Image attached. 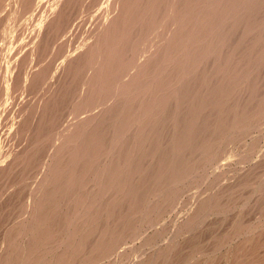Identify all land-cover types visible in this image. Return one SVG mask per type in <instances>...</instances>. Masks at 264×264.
Returning a JSON list of instances; mask_svg holds the SVG:
<instances>
[{"label":"bare ground","instance_id":"1","mask_svg":"<svg viewBox=\"0 0 264 264\" xmlns=\"http://www.w3.org/2000/svg\"><path fill=\"white\" fill-rule=\"evenodd\" d=\"M0 264H264V0H0Z\"/></svg>","mask_w":264,"mask_h":264},{"label":"rangeland","instance_id":"2","mask_svg":"<svg viewBox=\"0 0 264 264\" xmlns=\"http://www.w3.org/2000/svg\"><path fill=\"white\" fill-rule=\"evenodd\" d=\"M196 231H197V230H196ZM180 241H182V239H181ZM184 241H190V240H188V239L186 238V239L183 240V242H184ZM180 244H182V242H180ZM185 244H186V243H185ZM184 247H186V245H184Z\"/></svg>","mask_w":264,"mask_h":264}]
</instances>
